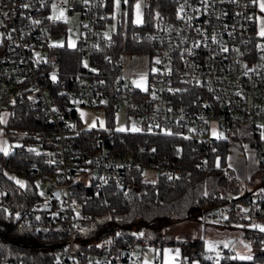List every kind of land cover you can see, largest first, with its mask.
<instances>
[{"label":"built area","instance_id":"built-area-1","mask_svg":"<svg viewBox=\"0 0 264 264\" xmlns=\"http://www.w3.org/2000/svg\"><path fill=\"white\" fill-rule=\"evenodd\" d=\"M170 1V11L157 10L148 28L133 32L138 42L150 47L145 55L151 67L144 85L138 86L123 75L112 85L102 76L98 79L97 63L85 71L90 78L63 80L58 75L54 38L76 37L85 61L102 46L115 43L117 30L109 29L114 1L0 0V111L10 114L27 102L34 117L46 125L35 135L36 151L45 156V165L16 171L33 177L44 196L26 209L15 206L0 185V208L20 225L31 223L35 233L64 225L66 238L57 244L58 255L45 264H163L156 245L147 239L128 245L120 255L107 246L100 248L98 242L96 250H86L82 241L92 237L90 216L70 179L87 183L93 179L101 189L123 186L134 169L143 173L150 169L174 182L190 174L172 158L146 157L144 146H132L113 130L83 141L79 106L104 108L112 98L115 112L125 110L153 133L176 132L210 148L235 128L246 127L263 140L257 161L264 157V36L258 32V1ZM73 16L79 18V29L68 25ZM103 61L111 68L122 65V58L109 55ZM210 161L202 152L196 166L209 171ZM233 198L202 207L197 223L203 229L226 223ZM263 198L264 186L246 198V206ZM260 248L264 251V243ZM230 258L228 248L220 246L201 251L197 261L224 264ZM0 264L30 263L19 259Z\"/></svg>","mask_w":264,"mask_h":264},{"label":"trees","instance_id":"trees-1","mask_svg":"<svg viewBox=\"0 0 264 264\" xmlns=\"http://www.w3.org/2000/svg\"><path fill=\"white\" fill-rule=\"evenodd\" d=\"M113 1L108 0V3L111 4ZM170 2L146 0L143 8L145 21L138 27L134 25L132 0H129L128 7L116 19L115 43L102 46L100 52L88 61L82 57L80 41L76 42L73 48L65 45L56 46L52 53L58 61L59 78L63 80L79 76L90 78L85 71L90 64L97 63L100 67L98 79L102 76L112 85V82L121 76L122 66L111 68L112 65L104 62L103 57L109 55L114 60L121 59L122 54L147 53L150 50L149 45L138 42L133 32L137 28L150 26L154 10L170 11ZM112 103L110 98L105 106L109 126L112 124L114 114ZM7 114L5 123L2 122V117L0 118V129L10 143L18 141L19 144L11 147L7 155L0 151V185L15 206L27 209L42 196L33 177L25 174L19 180L24 186L18 184L16 171L18 168L29 169L45 165V156L34 150L31 145L37 140L35 135L45 130L46 125L41 118L34 117L27 102L16 105L12 112ZM79 124L82 126V121H79ZM117 133L136 148L144 146L146 157L151 155L172 158L190 170V174L179 182L167 180L159 175L154 181H147L140 169H134L128 172L122 189L115 184L97 189L93 179L88 183L73 182L72 177L70 185L75 189L76 197L84 198L82 208L90 216L92 237L82 241L86 250H96L98 247L95 242H98L100 248L107 246L120 255L128 245L147 239L156 245L159 257H162L161 252L165 246L178 245L182 254V264H192L199 253L206 249L203 237L174 239L168 236L166 229L171 225L186 222L198 224L196 215L202 207L217 206L233 195L226 223L220 225L233 226L235 222L241 223V235L249 239L256 249L251 260H241L234 258L235 251L228 248L231 258L224 264H264V251L260 248L264 243V233L252 224L253 220L264 217V198L254 200L250 206H246V198L251 196L252 192H240L233 171L226 165L228 141H248L257 150L263 141L257 134L246 127L235 128L226 137L216 140L210 148L176 132L153 133L146 126L140 131ZM98 134V130L85 129L82 126L80 138L88 142ZM202 152L208 154L213 165L209 171L199 170L196 166ZM257 171L263 174L259 180L264 185V157L258 161ZM249 181L250 183L257 181V178ZM141 233L143 235H140ZM65 238L63 224L52 225L48 233H35L31 223L20 225L0 208V261L24 259L30 264H45L58 255L57 244Z\"/></svg>","mask_w":264,"mask_h":264},{"label":"rangeland","instance_id":"rangeland-1","mask_svg":"<svg viewBox=\"0 0 264 264\" xmlns=\"http://www.w3.org/2000/svg\"><path fill=\"white\" fill-rule=\"evenodd\" d=\"M258 1V9H260L259 6V0ZM146 3V0H132V17H133V21L134 23L137 20V9H136V5L140 4V16L142 18V23H144V14H143V8L144 5ZM129 4V0H127V2H125V0H120V4L119 7L117 8L115 0H114V20L111 22L112 24L109 25V29L113 28L116 29L117 24H116V19H117V15L121 14L123 10H125L128 7ZM158 9L154 10V13L157 12ZM258 32L260 34L261 28L264 27V11H261L260 9V16L258 17ZM137 23V22H136ZM79 18L78 16H73L70 17L68 19V25L73 28V29H79ZM139 24V23H137ZM52 44L54 46H67L68 48H73L76 46V37L74 36H68V38H64V37H56L52 40ZM123 63L124 65L127 66V64L129 63V61L132 59L133 61V57L128 55V54H124L123 56ZM131 57V58H130ZM136 62H139L138 59H135V64H137ZM138 80V79H137ZM133 82V81H132ZM135 84H139L140 86L144 85L143 81H139V82H133ZM77 113L78 116L81 118L82 121V126L85 129H95L98 130L99 132L102 131H108V130H114L117 132H135V131H139V130H143L144 129V125L142 126L134 117L128 115L126 113L125 110L121 111V112H115L113 114V120H112V124L109 126V124L107 123V118H106V114H105V107L104 108H96V107H91V106H79L77 109ZM10 116V115H9ZM1 118V116H0ZM1 122V119H0ZM5 123V122H3ZM123 129V130H121ZM134 129H138V130H134ZM3 132V131H1ZM264 137V134L262 135ZM19 142L18 141H12L11 143L8 141L7 137L2 136V138H0V148H4L7 150V153L9 152V150L11 149V147L13 148L15 145H18ZM244 148H249L246 146H249L247 144H243ZM32 148L34 150L37 149V145L36 144H32L31 145ZM249 169V168H248ZM248 169L246 170V173L251 175L250 178H247L248 181L245 183H240L238 180L237 182V187L242 186V188H240L241 192H245V191H251L252 193H256L258 191L261 190V188H263L264 185H262L261 181L259 180V177H263V174H261L259 171H254V172H250L248 171ZM257 173V174H256ZM14 174V173H13ZM23 175H16V179L21 180L23 177ZM155 175L152 172V170L147 169L144 172V178L147 181H154L155 179ZM256 179L257 181L251 182L249 181V179ZM40 195L44 196L43 192H42V188L40 189ZM253 225H260V226H264V217L260 218V219H256L252 221ZM237 226L239 225H233V226H213L208 224L203 230H200L199 235L200 237H203L206 240L205 243V248H216V247H227V248H232L235 249V254H241V255H250L252 256V253L255 251V246H252V243L250 240H247L248 243L244 242L242 243L238 237H241V230L239 228H237ZM197 227H202L199 224H196L195 222H186V223H181V224H174L171 225L170 227H168L166 229V232L168 234V236H170L171 238L174 239H179V240H185V239H192L196 236H198L196 234V230ZM258 230H260L259 228H257ZM193 231V232H192ZM202 231L204 232V234L202 235ZM261 231V230H260ZM264 233V231H261ZM193 233V234H191ZM205 235V236H204ZM210 238V240H209ZM230 239H232L231 242ZM247 246V247H246ZM167 247H175L173 245H167ZM167 247L164 248V250H162L161 252V256L163 258H165V260H168L169 263L171 264H175L179 261V257H177V248H175L174 250H169ZM158 253H160V250H158ZM244 253V254H243ZM179 256V255H178ZM193 264H198L197 259H194L192 261Z\"/></svg>","mask_w":264,"mask_h":264},{"label":"crops","instance_id":"crops-1","mask_svg":"<svg viewBox=\"0 0 264 264\" xmlns=\"http://www.w3.org/2000/svg\"><path fill=\"white\" fill-rule=\"evenodd\" d=\"M122 55H124V54H122ZM128 55L133 57L134 63L132 62V59H131L126 66L123 63V57H121L122 58L121 75H123L125 78H127L133 82L134 81L135 82L143 81L145 83L147 73L149 71V68L151 67V64L149 62L148 57L145 54H128ZM135 59L139 60V62H136L137 64H135ZM88 68H89V66H88ZM136 85H139V84H136ZM0 116L2 117V122H6L7 116H8L7 112L0 111ZM1 131H2V129L0 130V138H2V136H3ZM243 144L249 145V146H246L249 148H244ZM226 165L228 168H230L233 171L234 176L236 177V179L240 183L247 182L248 181L247 178H250L251 175L247 174L246 170L249 168L248 171H250L251 173L258 170V161H257V154H256L255 147L252 146L250 144V142H248V141L242 142V141H238V140H229L227 143ZM240 188H242V186H240ZM240 224L241 223H239V222H235V224L233 223V225H239V226H237V228H239V229H240ZM210 225H212V224H210ZM213 226H223V225L213 224ZM251 226H253V225H251ZM200 230H203L202 227L201 228L197 227L196 234L198 236H200L199 235ZM191 234H193V233H191ZM203 234L204 233L202 231V235ZM205 238H203V240L206 243V240H208V239H205ZM238 239L242 243H244V242L248 243L247 240H249L243 236L238 237ZM209 240H210V238H209ZM173 246H175V247H167V246H165V247H167L169 250H174L175 248H177L179 251V256L177 255V257H179V261L175 264H182V254H181L180 247L178 245H173ZM164 248H163V250H164ZM206 249H210V248H206ZM233 250L235 251V249H233ZM235 256L236 257L249 256V254L248 255H245V254L241 255V254L236 253ZM144 259H147V255L144 256ZM161 260H162L163 264H171V263H169L168 260H165V258H163V257H161Z\"/></svg>","mask_w":264,"mask_h":264},{"label":"snow or ice","instance_id":"snow-or-ice-1","mask_svg":"<svg viewBox=\"0 0 264 264\" xmlns=\"http://www.w3.org/2000/svg\"><path fill=\"white\" fill-rule=\"evenodd\" d=\"M125 2H127V0H125ZM253 2L255 3L256 2V0H253ZM115 3H116V6H117V8L119 7V4H120V0H115ZM259 6H260V9H261V11H264V0H259ZM25 7H27V5H25ZM136 9H137V20H136V22L137 23H142V18H141V16H140V12H139V10H140V4H137L136 5ZM183 10V9H182ZM63 15V13H61V16ZM60 17H57V19H59ZM38 23V22H37ZM260 35L261 36H264V27H262L261 28V31H260ZM225 51H227V49H225ZM138 86H140V85H138ZM121 130H123V129H121ZM134 130H138V129H134ZM0 151H3L4 152V154L5 155H7L8 153H7V150L6 149H4V148H0ZM17 183L18 184H20L22 187L24 186V183L22 182V181H19V180H17ZM205 194H207V193H205ZM254 227H257V228H259L261 231H264V226H260V225H255ZM119 235V234H118ZM140 235H143V233H141ZM109 243H110V241H109ZM247 247V246H246ZM210 250H211V248H210ZM177 255H179V251L177 250ZM234 258H239V259H241V260H251L252 259V256H239V257H234Z\"/></svg>","mask_w":264,"mask_h":264},{"label":"water","instance_id":"water-1","mask_svg":"<svg viewBox=\"0 0 264 264\" xmlns=\"http://www.w3.org/2000/svg\"><path fill=\"white\" fill-rule=\"evenodd\" d=\"M119 188H121V189H122V188H123V186H122V185H120V186H119ZM56 195H58V193H56ZM231 241H232V239H230V241H229V242H231Z\"/></svg>","mask_w":264,"mask_h":264}]
</instances>
